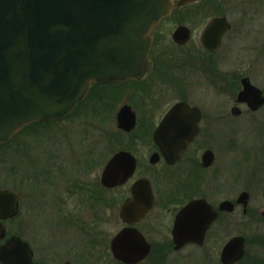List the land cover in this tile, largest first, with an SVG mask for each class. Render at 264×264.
Masks as SVG:
<instances>
[{"label":"flooded vegetation","instance_id":"flooded-vegetation-1","mask_svg":"<svg viewBox=\"0 0 264 264\" xmlns=\"http://www.w3.org/2000/svg\"><path fill=\"white\" fill-rule=\"evenodd\" d=\"M173 4L171 12L153 30L150 63L144 76L93 82L68 116L39 121V126L61 122L77 110L101 115L105 111L102 122L116 120L117 126L124 107L134 114V127L122 130L134 134L135 150L120 148L113 152L114 155L127 150L136 163L125 182L111 187L130 184L129 195L117 204L122 226L115 235L125 228H134L142 237L136 236V247L128 248L146 254L136 262H125L115 256L111 238L107 249L115 264H141L154 250L159 254H182L206 253L209 249L218 255H210L213 264H239L247 254L246 239L242 259L226 263L222 254L237 235L229 232L235 224L230 215L242 203L243 191L220 199L219 190L209 184V179L215 178L221 165L222 151L217 139L221 131L230 139L228 146H232L246 123H264V0H173ZM167 116H171L170 122L163 132L157 133ZM32 124L35 122L24 127ZM221 141L225 142L222 137ZM107 163L100 177L93 179L102 189L110 188L101 181ZM141 178L151 182L152 205L140 215L149 202L147 196L140 198L136 210L130 207L123 216L132 185ZM81 189L75 193L80 194ZM196 200L207 201L215 216L200 240L178 241L176 236L186 237L193 232L191 224L179 219V213ZM227 202L232 203L231 209L228 204L223 205ZM248 203L243 204L244 214ZM107 205L108 202L104 207ZM259 212L264 217V209ZM220 226L229 231L220 234ZM154 239L159 241L155 243ZM31 250L34 264H51V259H55L36 256L32 246ZM251 257V261L262 259L264 264V254ZM65 264H71V260Z\"/></svg>","mask_w":264,"mask_h":264},{"label":"water","instance_id":"water-1","mask_svg":"<svg viewBox=\"0 0 264 264\" xmlns=\"http://www.w3.org/2000/svg\"><path fill=\"white\" fill-rule=\"evenodd\" d=\"M173 6V0H0V143L32 121L67 116L94 81L144 76L152 30ZM129 109L124 107L118 117L124 130H131L136 121ZM170 117L157 133L165 130ZM135 165L130 152L116 153L103 172V184L125 182ZM131 192L122 215L130 207L136 210V201L147 196L149 202L139 213L145 214L153 200L150 180L140 179ZM248 198L246 191L240 195L246 204ZM19 199L15 191L0 189V219L19 211ZM214 216L207 202L190 203L178 217L191 224L193 232L176 240H200ZM5 236L0 220V240ZM136 236L142 237L129 228L117 234L115 255L131 262L143 258L146 253L128 248L136 247ZM244 246L243 236L234 237L224 249V262L240 259ZM32 255L29 243L17 235L0 245L4 264H34Z\"/></svg>","mask_w":264,"mask_h":264},{"label":"rangeland","instance_id":"rangeland-1","mask_svg":"<svg viewBox=\"0 0 264 264\" xmlns=\"http://www.w3.org/2000/svg\"><path fill=\"white\" fill-rule=\"evenodd\" d=\"M102 115L77 110L58 123L27 126L12 142L0 145V188L20 196V212L5 221L7 229L28 240L36 256L55 257L52 263L115 264L107 247L122 226L119 199L129 195L130 184L102 189L93 179L100 177L113 152L135 150V143L133 133L120 129L116 120L102 122ZM222 134L217 138L221 165L209 184L219 190L220 199L243 190L250 198L247 213L240 202L230 215L235 224L230 231L220 226V234L229 231L247 240V254L239 264H263L262 259H250L264 254V217L259 212L264 209V123H246L232 146ZM214 254L212 249L182 254L154 250L141 264H213Z\"/></svg>","mask_w":264,"mask_h":264}]
</instances>
